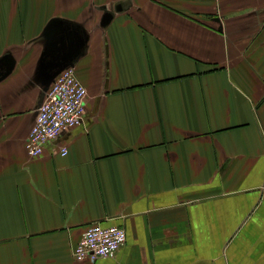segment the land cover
<instances>
[{
  "label": "crops",
  "instance_id": "obj_1",
  "mask_svg": "<svg viewBox=\"0 0 264 264\" xmlns=\"http://www.w3.org/2000/svg\"><path fill=\"white\" fill-rule=\"evenodd\" d=\"M66 55L86 113L31 157ZM0 264H264V0H0Z\"/></svg>",
  "mask_w": 264,
  "mask_h": 264
},
{
  "label": "built area",
  "instance_id": "obj_2",
  "mask_svg": "<svg viewBox=\"0 0 264 264\" xmlns=\"http://www.w3.org/2000/svg\"><path fill=\"white\" fill-rule=\"evenodd\" d=\"M88 89L75 67L62 70L45 91L35 123L26 141L31 157L43 154L46 143L53 141L70 128L80 125L86 113ZM66 147L61 148L67 154ZM126 241L124 228L94 223L89 225L73 250L79 260L96 261L114 255Z\"/></svg>",
  "mask_w": 264,
  "mask_h": 264
},
{
  "label": "water",
  "instance_id": "obj_3",
  "mask_svg": "<svg viewBox=\"0 0 264 264\" xmlns=\"http://www.w3.org/2000/svg\"><path fill=\"white\" fill-rule=\"evenodd\" d=\"M53 30L47 32V34L45 35V37H48L51 35ZM64 43V41H63ZM76 56V55H74ZM73 56V57H74ZM67 57V55H66ZM62 60V59H61ZM55 70L52 74V76L48 79L47 81V87H46V90L48 89V87L50 86V84L54 81V79L56 78V76L62 71L64 70L65 68H68V67H75V64H74V60L73 58H70L69 56L64 60V62H61V63H58L56 64L55 66Z\"/></svg>",
  "mask_w": 264,
  "mask_h": 264
}]
</instances>
